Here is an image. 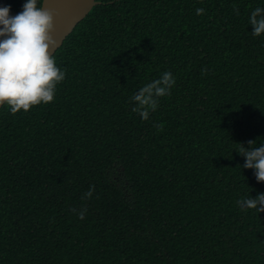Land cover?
I'll return each mask as SVG.
<instances>
[{"label": "trees", "instance_id": "16d2710c", "mask_svg": "<svg viewBox=\"0 0 264 264\" xmlns=\"http://www.w3.org/2000/svg\"><path fill=\"white\" fill-rule=\"evenodd\" d=\"M97 1L53 101L0 109V264H264V212L237 204L264 194L238 153L264 144V0ZM164 72L145 121L130 98Z\"/></svg>", "mask_w": 264, "mask_h": 264}, {"label": "clouds", "instance_id": "9594fccd", "mask_svg": "<svg viewBox=\"0 0 264 264\" xmlns=\"http://www.w3.org/2000/svg\"><path fill=\"white\" fill-rule=\"evenodd\" d=\"M239 14L238 9H233ZM10 8H0V105L7 103L11 113L23 110L25 113L35 105L48 104L54 99V91L59 82L65 79L51 55L58 42L51 33L54 29L53 13L37 6V0H27L23 11L15 17H10ZM197 15L203 14V9L196 10ZM249 24L253 35L264 34V8L257 7L251 12ZM175 78L171 72H164L158 79L141 87L130 99L132 108L140 117L147 121L150 113L156 111L162 97L171 94ZM159 131L162 125H154ZM245 149L242 145L239 154L246 158L243 165L246 169H254L258 182H264V144L260 147ZM95 186H90L84 194V199H90ZM241 208L254 209L257 213L264 212V194L256 199L244 198L237 201ZM75 211V209L73 210ZM87 209L78 212L83 220Z\"/></svg>", "mask_w": 264, "mask_h": 264}, {"label": "water", "instance_id": "95a60500", "mask_svg": "<svg viewBox=\"0 0 264 264\" xmlns=\"http://www.w3.org/2000/svg\"><path fill=\"white\" fill-rule=\"evenodd\" d=\"M99 4L97 0H42L41 6L53 13L55 31L51 35L57 40L58 45L51 52L52 56L62 47L77 25ZM5 104L0 105V109Z\"/></svg>", "mask_w": 264, "mask_h": 264}, {"label": "flooded vegetation", "instance_id": "af4514ba", "mask_svg": "<svg viewBox=\"0 0 264 264\" xmlns=\"http://www.w3.org/2000/svg\"><path fill=\"white\" fill-rule=\"evenodd\" d=\"M26 2L27 0H0V8L9 7L10 17H15L17 14L22 13ZM37 2H40L41 4V0H37ZM3 39H5V37H0V41Z\"/></svg>", "mask_w": 264, "mask_h": 264}]
</instances>
